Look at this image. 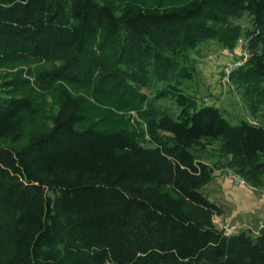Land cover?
<instances>
[{
	"label": "trees",
	"instance_id": "16d2710c",
	"mask_svg": "<svg viewBox=\"0 0 264 264\" xmlns=\"http://www.w3.org/2000/svg\"><path fill=\"white\" fill-rule=\"evenodd\" d=\"M245 11L249 27L232 23ZM240 38L248 59L229 77L264 98V0H0V64L55 62L35 82L62 84L57 110L26 133L40 110L16 92L26 79L0 84V264H264V226L226 233L202 191L225 168L262 184L264 125L231 123L182 89L199 43ZM101 98L142 125L78 128Z\"/></svg>",
	"mask_w": 264,
	"mask_h": 264
},
{
	"label": "rangeland",
	"instance_id": "374dc122",
	"mask_svg": "<svg viewBox=\"0 0 264 264\" xmlns=\"http://www.w3.org/2000/svg\"><path fill=\"white\" fill-rule=\"evenodd\" d=\"M118 7L122 6L126 0H112ZM151 4L161 1L163 5L178 3L183 0H144ZM232 23L238 24L243 28L249 27V19L247 11L238 19H233ZM243 41L241 38L236 45L229 49L224 47L218 41L209 39L197 45L195 50L188 54L193 60L196 72L192 77L185 80L182 89L196 97L198 107L204 104L215 105L222 110L223 115L229 119L231 123H238L240 120L257 121L264 125V98L248 91L245 84L239 80L228 77H223L222 66L224 62L238 55L243 50ZM55 62L24 59L15 61H6L0 64V84L10 79L11 77H19L26 79L23 85L18 86L16 92L18 94L25 93L33 95L36 102V108L40 109L37 114H47L55 112L58 107V92L61 87L60 82H55L50 89H42L35 82V76L38 71L48 69ZM1 89L7 86L0 87ZM153 92V86L144 87L142 92L147 95ZM80 93L92 98L90 87L80 86ZM248 93V94H247ZM0 94H4L0 90ZM256 100V109L250 110L248 101ZM260 100V102H258ZM160 103L169 107L174 113H177L179 108L172 99H162ZM43 121L40 115H37L33 121H27L25 124V133L36 127ZM95 122V128L107 129L115 127H140L142 120L136 115L135 111L130 108L117 107L113 100L100 99L96 102L95 109L89 113L88 120L77 125L87 126ZM25 142V139L22 141ZM217 143L209 145L201 152L203 158L211 161L218 156ZM229 169L225 168L227 172ZM232 171V170H231ZM234 173V172H233ZM222 177L223 187L212 188L205 186L202 191L222 207L224 221L223 225H235V231L245 229L255 235L261 226H264V175L262 184L257 187H252L248 182L237 184L233 179H229L225 173ZM239 175V174H238ZM222 192V193H221Z\"/></svg>",
	"mask_w": 264,
	"mask_h": 264
},
{
	"label": "built area",
	"instance_id": "2783aa9c",
	"mask_svg": "<svg viewBox=\"0 0 264 264\" xmlns=\"http://www.w3.org/2000/svg\"><path fill=\"white\" fill-rule=\"evenodd\" d=\"M248 59V52L243 49L238 55L234 56L233 58L227 59L223 66H222V73L223 77L228 79L229 74L232 72V70L242 66ZM228 176L230 179H233L235 183L237 184H243L246 182L240 175L233 173L230 169L227 171ZM221 227L224 228L226 233H229L233 230H235V225H222Z\"/></svg>",
	"mask_w": 264,
	"mask_h": 264
},
{
	"label": "crops",
	"instance_id": "0c3cea01",
	"mask_svg": "<svg viewBox=\"0 0 264 264\" xmlns=\"http://www.w3.org/2000/svg\"><path fill=\"white\" fill-rule=\"evenodd\" d=\"M225 173V175L227 176V172L224 171V169H217L214 170L213 174H212V179L205 185V186H212V188H219L222 189V187L224 186L223 184V180L222 177L224 176L223 174ZM228 177V176H227ZM230 179V177H228ZM204 186V187H205ZM222 193V192H221ZM224 213H222L219 216H215L214 217V222L221 227L223 224L221 221H224V217H223ZM232 225V224H230ZM234 225V224H233ZM236 232L235 230L229 232V233H233Z\"/></svg>",
	"mask_w": 264,
	"mask_h": 264
}]
</instances>
